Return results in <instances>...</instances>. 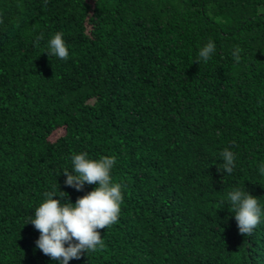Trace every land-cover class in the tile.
Here are the masks:
<instances>
[{
	"label": "trees",
	"instance_id": "1",
	"mask_svg": "<svg viewBox=\"0 0 264 264\" xmlns=\"http://www.w3.org/2000/svg\"><path fill=\"white\" fill-rule=\"evenodd\" d=\"M79 152L115 158L122 201L69 264H264V219L239 233L226 199L264 206V0H0V264H56L27 221L95 187L63 183Z\"/></svg>",
	"mask_w": 264,
	"mask_h": 264
},
{
	"label": "clouds",
	"instance_id": "2",
	"mask_svg": "<svg viewBox=\"0 0 264 264\" xmlns=\"http://www.w3.org/2000/svg\"><path fill=\"white\" fill-rule=\"evenodd\" d=\"M40 38L36 37L37 40ZM46 45L44 51L48 56L61 60L68 57V49L61 32L52 34ZM213 51L214 43L209 40L198 49L197 59L194 61H207ZM238 52V48L232 52L236 59H239ZM220 158L222 168L218 167V170L232 173L235 166L234 153L225 149L220 153ZM70 160L71 167L63 171V183L78 191L85 184L95 183V187L78 196L74 202L65 199V191L54 187L43 193L41 202L33 209L27 221L39 232L34 241L35 249L56 264H69L70 259H79L82 253L100 247L102 239L98 229L117 220L122 201L121 186L111 176L115 164L113 156L100 155L92 158L85 152H79L71 155ZM69 169L72 171L69 172ZM257 170L260 176H264V163L258 164ZM226 199L231 205V214L239 233L249 234L264 219V206L247 188L228 191Z\"/></svg>",
	"mask_w": 264,
	"mask_h": 264
}]
</instances>
